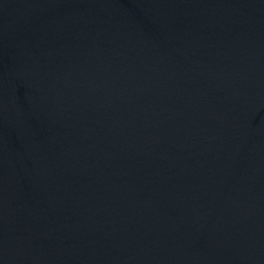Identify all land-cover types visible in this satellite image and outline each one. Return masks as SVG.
<instances>
[{
  "label": "water",
  "instance_id": "obj_1",
  "mask_svg": "<svg viewBox=\"0 0 264 264\" xmlns=\"http://www.w3.org/2000/svg\"><path fill=\"white\" fill-rule=\"evenodd\" d=\"M0 264H264V0H0Z\"/></svg>",
  "mask_w": 264,
  "mask_h": 264
}]
</instances>
